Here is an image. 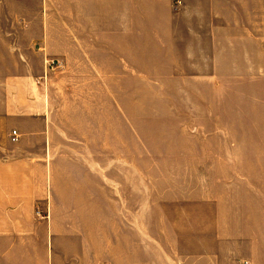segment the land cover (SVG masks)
I'll return each mask as SVG.
<instances>
[{"label":"crops","instance_id":"0c3cea01","mask_svg":"<svg viewBox=\"0 0 264 264\" xmlns=\"http://www.w3.org/2000/svg\"><path fill=\"white\" fill-rule=\"evenodd\" d=\"M263 51L264 0H0V264H165L160 246L135 261L133 218L102 212L127 199L94 95Z\"/></svg>","mask_w":264,"mask_h":264},{"label":"rangeland","instance_id":"374dc122","mask_svg":"<svg viewBox=\"0 0 264 264\" xmlns=\"http://www.w3.org/2000/svg\"><path fill=\"white\" fill-rule=\"evenodd\" d=\"M230 58L217 77L166 70L133 93L94 95L96 141L103 161L118 160L127 199V211L102 212L133 218L135 261L160 246L165 264H264V51ZM84 131L93 138L91 124ZM6 134L1 123L0 144Z\"/></svg>","mask_w":264,"mask_h":264},{"label":"built area","instance_id":"2783aa9c","mask_svg":"<svg viewBox=\"0 0 264 264\" xmlns=\"http://www.w3.org/2000/svg\"><path fill=\"white\" fill-rule=\"evenodd\" d=\"M14 137H13V140H16L17 139V131H14Z\"/></svg>","mask_w":264,"mask_h":264}]
</instances>
